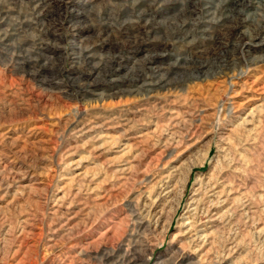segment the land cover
<instances>
[{"label": "rangeland", "instance_id": "obj_1", "mask_svg": "<svg viewBox=\"0 0 264 264\" xmlns=\"http://www.w3.org/2000/svg\"><path fill=\"white\" fill-rule=\"evenodd\" d=\"M0 264H264V0H0Z\"/></svg>", "mask_w": 264, "mask_h": 264}]
</instances>
